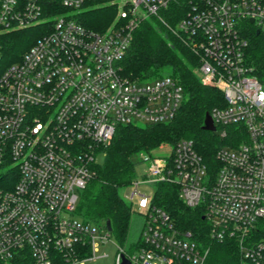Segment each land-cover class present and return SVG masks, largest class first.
<instances>
[{
  "label": "built area",
  "instance_id": "2783aa9c",
  "mask_svg": "<svg viewBox=\"0 0 264 264\" xmlns=\"http://www.w3.org/2000/svg\"><path fill=\"white\" fill-rule=\"evenodd\" d=\"M88 1L0 0L2 30L47 23L19 62L3 67L0 51V264H85L110 241L106 224L77 216L80 195L120 126L166 124L180 110L176 79L135 81L120 66L134 31L153 19L169 27L162 12L174 4L184 7L174 31L199 54L202 84L224 95L210 113L215 133L234 127L238 143L218 150L214 169L192 140L169 158L146 157L148 174L129 196L142 233L132 252L115 240L116 264H205L194 234L154 203L159 184L176 186L213 240L236 241L242 264H264V88L247 62L248 24L264 34V0H108L116 16L101 33L79 19Z\"/></svg>",
  "mask_w": 264,
  "mask_h": 264
},
{
  "label": "trees",
  "instance_id": "16d2710c",
  "mask_svg": "<svg viewBox=\"0 0 264 264\" xmlns=\"http://www.w3.org/2000/svg\"><path fill=\"white\" fill-rule=\"evenodd\" d=\"M47 2L49 0H44L45 4ZM86 6L87 10L80 14L79 19L87 28L101 33L114 22L116 9L108 4V0H89ZM55 11L46 9L45 16H51ZM183 14L184 7L174 4L162 12L170 28L157 19L143 22L134 31L130 47L120 62L122 75L131 80L151 81L166 76L176 79L184 90V100L177 116L166 124L120 126L104 149L103 164L95 165V175L81 193L76 211L77 216L87 223L104 225L110 222L111 235L129 251L135 247L129 241L135 211L119 191L130 187L135 180L133 157L145 155L152 158V153L163 146L174 147L181 140H192L196 151L214 169L218 150L238 143L231 140L236 133L234 127L228 128L227 138H221L219 129L216 133L203 130L207 114L215 107L224 106L225 99L218 88L202 84L199 54L174 31ZM46 25L8 30L0 27L3 67L19 62L33 44L46 34ZM248 29L250 45L247 62L264 88V34H257V30L249 24ZM154 203L169 213L178 229L194 234L196 241L207 252L205 264L242 263L238 243L213 240L202 213L184 206L178 198L176 186L159 184ZM257 237H264V220L258 224ZM16 264L31 262L28 258H22Z\"/></svg>",
  "mask_w": 264,
  "mask_h": 264
},
{
  "label": "rangeland",
  "instance_id": "374dc122",
  "mask_svg": "<svg viewBox=\"0 0 264 264\" xmlns=\"http://www.w3.org/2000/svg\"><path fill=\"white\" fill-rule=\"evenodd\" d=\"M172 152H173V147L170 145H166L154 151L152 153V156L155 158H169ZM103 162H104V157L103 156L98 157V163L103 164ZM133 162L135 164V172H136L135 182H141L145 180L146 175L148 174V167H149V164L146 161V156L145 155L135 156L133 157ZM133 190H134L133 187H127L121 189L119 193L127 203H130L129 196ZM154 190H155L154 186L149 187L144 185L140 187L141 193H145L146 195H151L154 192ZM134 211L135 213L131 223L129 241L130 243L135 244L133 246H136V243L139 241L142 233L144 218L142 217L141 214H139L140 211L137 208H135ZM126 250L128 252L133 251V249L129 251L128 248H126ZM118 253H119V249L116 245L115 238L111 236L110 241L107 242V244H101V242H98L95 260L88 261L85 264H116V258Z\"/></svg>",
  "mask_w": 264,
  "mask_h": 264
},
{
  "label": "water",
  "instance_id": "95a60500",
  "mask_svg": "<svg viewBox=\"0 0 264 264\" xmlns=\"http://www.w3.org/2000/svg\"><path fill=\"white\" fill-rule=\"evenodd\" d=\"M251 23H253V20L251 21ZM203 130L207 131V132H215L216 131V127L214 125V122H213L210 114H207V116L205 118ZM106 227H107L108 231L111 232V224H110V222L106 223ZM123 264H130V262L127 259L124 258L123 259Z\"/></svg>",
  "mask_w": 264,
  "mask_h": 264
}]
</instances>
